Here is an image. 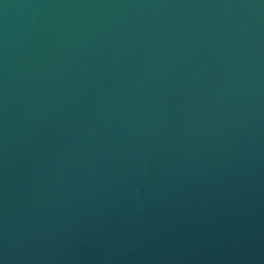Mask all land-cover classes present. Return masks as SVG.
<instances>
[{"label":"water","instance_id":"95a60500","mask_svg":"<svg viewBox=\"0 0 264 264\" xmlns=\"http://www.w3.org/2000/svg\"><path fill=\"white\" fill-rule=\"evenodd\" d=\"M0 264H264V0H0Z\"/></svg>","mask_w":264,"mask_h":264}]
</instances>
